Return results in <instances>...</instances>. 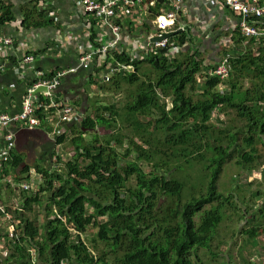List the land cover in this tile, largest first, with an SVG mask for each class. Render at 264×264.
<instances>
[{
	"label": "trees",
	"instance_id": "trees-1",
	"mask_svg": "<svg viewBox=\"0 0 264 264\" xmlns=\"http://www.w3.org/2000/svg\"><path fill=\"white\" fill-rule=\"evenodd\" d=\"M40 4L41 0H38L36 5L31 3L23 7L20 13L25 15L21 23L27 27L54 24L50 9L39 10ZM14 9L8 0H0V28L16 21ZM149 10L151 14L158 13L155 8L149 7ZM258 20L264 23V18ZM96 21L91 17V44L99 46ZM151 30L148 21L139 29L147 33ZM232 38L237 45L223 51V54L231 55L232 71L227 80L215 76H207L201 82L196 80L197 74L212 65H205L199 44H196L198 37L192 33L190 24L185 31L172 37L181 45L179 52L166 47L157 54L135 56L125 46H118L103 59L96 55L91 67L85 71L84 77L89 79V85L99 84L96 78L110 65H121L116 89L121 90V81H124L131 87L136 86V90L123 113L113 105H100L95 113L93 110V116H86L74 126L79 132L72 140L74 159L65 164L64 172L41 171V166L37 167L48 184L47 189L42 190L48 193L45 201L47 222L41 226L26 212L34 211L41 194L25 196L24 212L13 211L20 224L16 228L17 238L9 240L12 251L5 262L109 264L111 250L117 255L115 264H192L191 256L197 248L210 250L214 232L223 217L219 210L206 212L204 208L224 199L217 192L216 184L238 141L237 133L214 134L210 123L212 113L216 109L221 112L234 110L238 117L247 121L243 131L247 134L245 142L249 150H246L244 160L249 162L248 165L252 166L260 158L257 138L264 147V39L244 36L239 26L233 31ZM246 40L250 41L244 50L239 45ZM253 46H257L256 51ZM241 47L242 50L239 49ZM48 48L34 53L40 55ZM144 65L149 69L142 71ZM123 67H131L134 71L123 70ZM56 71H52L51 76ZM140 73L147 80L141 79ZM250 79L257 83L256 88L245 95L242 81ZM224 83L230 88L225 86L224 92L217 90ZM251 95L255 97L251 98ZM150 115L151 120L143 123L142 118H150ZM40 116L44 119L40 130L48 128L51 131L45 121L46 115L40 112ZM119 121L132 130L133 137L127 149L122 124L117 128ZM97 127L117 128L118 133L112 131L104 142L94 135L92 144H86L84 135ZM159 136L164 139V150L156 146L161 143ZM134 137L139 138L143 145ZM64 139V136L60 137L58 145ZM224 143L227 144L224 146ZM118 147L124 148V152ZM168 150L173 151L171 155L166 153ZM207 152L212 154L211 158H205ZM132 153L137 155L134 161L129 160ZM174 159L203 165L207 176L206 182H200V186L206 185L204 192L182 201L185 183L162 173L165 169L171 170L169 166ZM124 161H127V167L123 172ZM24 162L19 155L12 165L19 166ZM141 162L153 164V171L146 172ZM24 169L27 173L31 171L29 166ZM131 178L136 181L134 187L128 185ZM199 213L202 216L196 222L195 217ZM90 226L99 228L100 240L111 246L102 256L98 257L82 240ZM105 229L112 230V233L104 232ZM247 234L256 238L258 230L253 229ZM31 249L36 250V259Z\"/></svg>",
	"mask_w": 264,
	"mask_h": 264
},
{
	"label": "rangeland",
	"instance_id": "rangeland-1",
	"mask_svg": "<svg viewBox=\"0 0 264 264\" xmlns=\"http://www.w3.org/2000/svg\"><path fill=\"white\" fill-rule=\"evenodd\" d=\"M33 4L34 3H32V5ZM152 17V14L149 15L147 20H151ZM221 24L222 23H214L212 27L213 30L219 32V34L215 36V43H221L217 45L221 47V51L217 52L215 57H204L206 62L205 65L207 66L219 62L223 57H228L230 60L231 55L220 53H223L225 48L230 50L232 46L237 45V43L230 40L229 36H227L229 31L235 30V28L232 27L233 25H231V28L228 30L224 29L226 26L221 28ZM191 27L194 29V22ZM198 27L201 29L203 25L200 23ZM138 28L140 29V27ZM138 32L142 33L139 30ZM139 37L142 39L141 35H139ZM139 44L140 42H138V45ZM253 48L256 51L257 46H253ZM243 49L246 50V46H243ZM205 51L206 49H204L203 53L206 54ZM107 69L110 72V69ZM124 69L126 71H134L129 67H124L123 70ZM147 69H149L147 65H144L142 71H146ZM203 72L206 73L205 70ZM106 73L107 72L104 71L96 78L99 84L89 85V79H87L86 84L79 85V89L83 90L84 95L88 97V100L82 106L80 104H70L74 105L78 111L86 112L87 116H93L96 108L100 105H113L118 111L123 113L125 105L132 99V93L136 90V86L131 87L124 81H121L122 88L118 90L115 87L116 79H118L117 73L110 74L111 80L105 82L103 81V76L104 74L106 75ZM140 78L147 80L141 73ZM242 82L244 84L243 93L245 95L249 90H255L257 83L252 79ZM228 85L229 84L224 83L217 87V90L224 92L225 86L228 87V89L230 88ZM65 95L67 96V91ZM253 97L255 96L251 95V98ZM61 98L63 100V94H61ZM69 98L73 97L69 96ZM151 117L152 115H150V118H142V122L147 123L151 120ZM50 119L52 126L51 131L47 128V130L28 132L21 135L17 142L16 150L19 152L20 158L25 161V164L21 165V169H24L26 166L31 167V171L28 173L24 171L25 169L20 172V179L28 180L34 188L30 192L9 193L4 201L5 204L11 206L15 204L23 206L26 200L25 196L31 197L34 195V197H36L38 194H41L40 203L34 206V211L32 213L26 211L28 216L38 220L41 226L47 222L48 211L45 207V201L48 199V193H43L42 190L47 189L48 184L44 176L38 172L37 167L40 165L41 171L64 172L65 164L74 159L75 147L72 144V140L76 138L79 133L74 126L70 124L69 126L60 125L57 130L59 132L58 134L57 131L54 132L56 125L55 115L51 116ZM210 123L215 135L221 133H223L221 135H225L227 132L230 134L237 133L238 141L232 153V157L226 161L216 184L217 192L221 193L224 199L216 201L212 205H208L204 208L206 212L214 209L219 210L223 217L222 222L214 232L210 250L206 248H197L194 255L191 256L192 264H264V147L262 146V142L257 138L256 144L260 158L250 166L248 165L249 162L244 160L246 150H249L245 142L247 134L245 130L243 131L247 121L238 117L237 112L234 110L221 112L219 109H216L212 113ZM121 124L122 122L119 121V123H117V128ZM117 128L107 129L97 127L95 130L89 131L84 135L85 142L91 145L94 135L99 136L101 142H104V140L112 134V131L118 133ZM131 132L132 130H130L127 124H122V135L126 137L124 140L125 149L128 147L130 138L133 137ZM62 136L65 137L64 142L58 145V140ZM134 139L137 143L143 145L139 138L134 137ZM159 139L161 143L158 145L154 143V145H156L158 149L164 150V139L161 136H159ZM209 143H212V138H210ZM226 144L227 143H224L223 145L225 146ZM112 145H115V142H113ZM118 150L124 152V148L122 147H118ZM172 152V150L166 151L168 155H171ZM175 153H177V151H175ZM211 157L212 154L210 152L205 154L206 159ZM136 158L137 155L132 153L129 160L134 161ZM58 159H60V161H58ZM186 161L183 159H174L173 163L169 166L171 170L167 171L165 169L162 172L168 177L174 176L185 183L186 190L182 196L183 202L187 201L190 196H197L205 191L206 185L202 184L201 187L200 182H206L207 176L202 164L198 165L197 163L194 164L191 162L188 164ZM140 165L146 172L153 171V164L141 162ZM126 167L127 161H124L122 163L123 172ZM135 184L136 181L134 178H131L128 182L130 187H134ZM225 199H227V201ZM201 216L202 213L196 215V222ZM6 223L8 227L10 222L6 221ZM253 229L258 230L256 238L247 234L248 231ZM3 230L4 228H0V233H2ZM99 231V228L90 226L86 233L82 235V240L86 242L89 248L96 253L98 257L102 256L105 250L109 251L111 249V246H108L106 241L100 240L98 236ZM104 232L111 234L112 230L105 229ZM11 251L12 242L8 240L5 242L3 253H1L2 251L0 252V264H13V262H5L6 256ZM31 251L33 257H36V250L31 249ZM109 253V264H115L117 262L116 253L111 250Z\"/></svg>",
	"mask_w": 264,
	"mask_h": 264
},
{
	"label": "built area",
	"instance_id": "built-area-1",
	"mask_svg": "<svg viewBox=\"0 0 264 264\" xmlns=\"http://www.w3.org/2000/svg\"><path fill=\"white\" fill-rule=\"evenodd\" d=\"M73 1L86 15L96 18L98 21L96 25L98 27L106 26L110 31L108 33L106 32L108 36L105 39L99 41V46L88 45V48H83L85 50L80 54L76 67L67 70H58L54 76H51V71L39 68L41 57L40 55H36L34 51H29L24 56H21L20 67L24 68L25 73H33L35 80L33 85L27 90L23 104H21L18 112L13 114L0 112V228H4L3 232L0 233L1 253H3L5 242L11 239L13 240L18 236L16 228L20 224V219L15 216L13 211L23 213L25 210L24 205L15 204L11 206L5 204L6 196L14 192H30L34 188L28 180L20 179V172L23 171L21 165L15 167L12 165L14 160L19 157V152L16 150L19 137L28 132L40 130L44 121L40 116V112L46 115L45 121L48 127H52L50 117L55 115L56 125L54 132L58 130L60 125L68 126L74 122L78 123L87 116L86 112L78 111L75 106L60 100L59 91L63 78L79 70H88L96 55H100L103 59L111 49L124 46L121 43L124 40V30L126 31L124 24L126 21L129 22V25L140 28L147 21L152 26L150 32L142 31V39L139 36H133L137 44L131 45L132 48L133 46H142L139 48L140 50L131 52L135 56L140 55L139 53L142 56L157 54L161 48L166 47H171L172 52L181 51V45L172 39L174 35L161 40H153V38L169 31H185L187 25H189L184 24L182 21L186 0H163L162 3L159 0H151V2H148L149 4H147V0ZM220 1L234 15L239 17L237 26L233 28L239 26L244 36L250 38L261 37L264 39V23L258 20L264 18L263 0ZM211 4H214V2L211 1ZM159 5H162V7H159ZM44 6L47 8L46 5ZM49 6L50 16L57 22L56 12L52 4ZM149 7L155 8L158 12L157 14H152L153 17L151 20H147L148 16L151 15ZM205 27H209V24H205ZM131 33L134 32L131 31ZM232 41L234 42L233 38ZM13 42H15V38L11 35H0V52L12 46ZM138 42H140L139 45ZM110 66L107 67L110 69V72L107 69L106 75L104 74L105 77L103 76V81L105 82L111 80L110 74L117 73L121 70V65ZM205 71L206 73L202 72L196 75L198 82L205 80L207 76H215L220 77L222 80H227L232 71L230 60L228 57H223V59L214 63L211 68ZM6 221L10 222L8 227ZM34 258L36 259V257Z\"/></svg>",
	"mask_w": 264,
	"mask_h": 264
},
{
	"label": "crops",
	"instance_id": "crops-1",
	"mask_svg": "<svg viewBox=\"0 0 264 264\" xmlns=\"http://www.w3.org/2000/svg\"><path fill=\"white\" fill-rule=\"evenodd\" d=\"M8 1L14 5L17 19L0 28V35L8 34L15 38L12 46L0 52V112L13 114L19 111L27 90L33 85L35 80L33 73H25L24 68L20 67L21 56H24L29 51H37L49 47L45 53H40V66L43 69L52 72L58 71V69L67 70L76 67L80 54L85 50L83 48H88V45H92V28L90 26L92 16L86 15L73 0H41L39 10L44 9V5L49 10V5L52 4L58 21H54V24L44 27H27L21 23L25 14L20 13V11L31 3L36 5L38 0ZM211 1L214 4H211ZM238 20L239 17L234 15L220 0L185 1L182 21L184 24L190 25L194 22V29L191 27L192 33L198 37L196 44H199V50L203 57H215L217 52L221 51V47L217 46L221 43H215V36L219 32L212 29L214 23H222L221 28L226 26L224 29L229 30L231 25H233L232 27L237 26ZM200 23L203 25L201 29L198 27ZM205 24H209V27L206 28ZM124 29L126 31L124 30V40L121 45L131 50L132 53L135 51L133 49H137V47L140 50L139 48L142 46H133L132 48L131 45L137 44L133 36H142L143 32H138L139 28L129 25L128 21L125 22ZM95 30L97 32L96 40L98 41L105 39L110 31L108 27H98V25L95 26ZM131 31L135 34L131 33ZM228 33L227 36L232 40L233 30ZM249 41L246 40L244 44L242 43L239 46H248ZM204 49H206V54L203 53ZM239 49H242V47ZM12 62L16 63L12 64ZM85 74V70H79L75 74H69L63 78L59 91L60 100H62L61 94L64 95L62 101L69 104H80L82 106L88 100L83 90L79 89L80 84L87 83L88 78L84 77ZM66 91L67 96L65 95ZM69 96L73 98H69ZM71 124L75 126L78 123L74 122Z\"/></svg>",
	"mask_w": 264,
	"mask_h": 264
},
{
	"label": "water",
	"instance_id": "water-1",
	"mask_svg": "<svg viewBox=\"0 0 264 264\" xmlns=\"http://www.w3.org/2000/svg\"><path fill=\"white\" fill-rule=\"evenodd\" d=\"M160 2L162 3L163 0H161ZM179 31H180V30H175V31L165 32V33H163V34L160 35V36H156L155 38H153V40H161V39H163V38L173 36V35L177 34Z\"/></svg>",
	"mask_w": 264,
	"mask_h": 264
}]
</instances>
